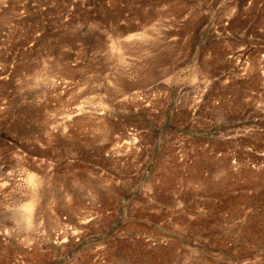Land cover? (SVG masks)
<instances>
[{
  "label": "rangeland",
  "instance_id": "rangeland-1",
  "mask_svg": "<svg viewBox=\"0 0 264 264\" xmlns=\"http://www.w3.org/2000/svg\"><path fill=\"white\" fill-rule=\"evenodd\" d=\"M0 264H264V0H0Z\"/></svg>",
  "mask_w": 264,
  "mask_h": 264
},
{
  "label": "bare ground",
  "instance_id": "bare-ground-1",
  "mask_svg": "<svg viewBox=\"0 0 264 264\" xmlns=\"http://www.w3.org/2000/svg\"><path fill=\"white\" fill-rule=\"evenodd\" d=\"M25 210L27 211H30L31 210V206H28L27 208H25Z\"/></svg>",
  "mask_w": 264,
  "mask_h": 264
}]
</instances>
